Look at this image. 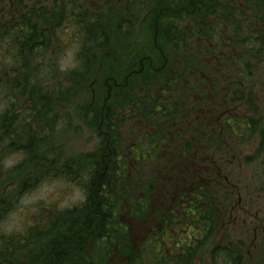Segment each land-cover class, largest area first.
Returning a JSON list of instances; mask_svg holds the SVG:
<instances>
[{
	"label": "trees",
	"instance_id": "1",
	"mask_svg": "<svg viewBox=\"0 0 264 264\" xmlns=\"http://www.w3.org/2000/svg\"><path fill=\"white\" fill-rule=\"evenodd\" d=\"M121 1L116 7L115 0H95L91 10L85 9L86 0H52L47 8L35 2L24 5L26 12H15L16 22L0 23V44L5 51L10 45L13 51L4 95L11 100L15 87L36 107L58 96H66L69 102L84 92L87 106L77 110L99 141L90 154L68 156L63 163L61 151L48 148L40 157L42 168L19 183L18 195L49 176L59 177L78 185L84 199L72 208L50 207L23 234L0 233L4 264L6 259L19 264L20 258H28L29 264H194L199 249L218 226L221 206L215 181L210 179V169L198 168L210 163L217 173L215 161L225 166V157L214 149L219 142L213 144L211 137L207 146L210 152L215 150L213 161L195 157L192 152L198 140L204 139V130L182 126L181 121L187 117L194 91L193 72L218 69L205 56L221 53L233 38L242 51L233 60L241 63L244 76L261 62L264 2L243 0L241 10L229 0ZM140 21L141 37L134 34ZM67 23L76 28L73 39L80 42L77 64L59 71L69 83L62 85L58 80L52 88L41 87L43 79L38 75L42 68H46L45 76L54 71L52 52H61L59 36L64 26L71 28ZM218 46L221 49L214 50ZM39 55L42 62L32 64ZM25 68L30 73L24 74ZM57 86L61 92L55 96ZM118 110L135 118L129 128L133 139H124ZM27 116L37 120L38 112ZM244 120L228 130L252 134L253 126L238 128ZM22 122H27L26 117ZM28 126L21 129L28 130ZM24 130L20 135L8 129L0 135V143L14 146L26 138L29 149L18 145L15 150L23 147L27 153L36 146L33 153L37 156L36 133ZM164 160L176 163L173 169L187 179L166 180V166H157ZM159 179L169 185L163 192L155 190ZM1 182L4 187L6 180ZM132 223L142 224L135 234ZM237 253L217 243L209 252L211 264H241Z\"/></svg>",
	"mask_w": 264,
	"mask_h": 264
},
{
	"label": "rangeland",
	"instance_id": "2",
	"mask_svg": "<svg viewBox=\"0 0 264 264\" xmlns=\"http://www.w3.org/2000/svg\"><path fill=\"white\" fill-rule=\"evenodd\" d=\"M229 1L231 4L236 3L241 10L244 8V4L242 5L243 0ZM262 1L264 2V0ZM35 2L37 3V7L44 8L51 7L52 4V0H4L0 6V23L9 22L11 18L17 17L18 15L15 14L17 11L26 12L24 5L30 6L35 4ZM115 2L116 7H119L120 3H122L121 0H115ZM18 4L22 5L19 6ZM92 5H96L95 0H86L85 9L91 10L90 7ZM141 15L143 18L146 14L143 12ZM67 26L71 27L72 24L67 23ZM142 29L143 26L140 21L134 30V34H140L139 37H141ZM75 30V27H63L59 36L62 50L59 54H55V52L51 53V65H53L54 71L50 70L51 74L49 75L48 73L45 76L43 71L46 68H42L38 75L39 78L43 79V81L39 82L42 85L41 87L52 88V85L57 83L58 80L61 81L62 85L69 83L67 78H63L59 74V71H69L77 64L75 55L80 42L78 39H73L75 36L72 32ZM1 48L4 50L5 45L2 46L0 44V135H4L8 129H12V131L17 130V133L21 135L22 130L25 129H21V126L25 125L26 127L30 124L27 127L28 130L25 129L24 131L36 133L39 145L38 155L35 156L33 152L37 150L36 146L32 152L28 151L27 153H25L23 147L15 150V147L18 145H26L29 149L26 138H22V142L17 141L14 146H11L9 142H3V140L0 143V213L3 215L0 219V233L9 235L23 234L28 228L39 222L41 214L44 211H48L50 207L58 209L72 208L80 204L84 199V194L78 185L68 182L63 178L50 176L38 183L33 189L18 195L17 188H19V183L27 177L32 176L37 169L42 168L41 155L51 147L52 150L61 151L63 163L67 160L68 156L78 157L90 154L99 141L95 137L94 130L88 126L86 120L80 116L77 110L80 108V105H83V108L87 106L88 95L84 92H78L74 99L66 102V96L56 95L58 90L61 92V88L57 86L54 90L55 94H53L58 97L53 102L42 103L43 106L40 101L36 107L29 100V96L22 95L21 92L18 93L20 89H16L15 87L12 88L15 96L11 100L9 97H6L3 91L8 80H5V77L10 75L8 58L13 51L11 52L12 48L10 45L6 46V51L4 50V52ZM9 51L10 53L7 55L6 53ZM41 62L42 57L39 55L33 60L32 64L37 65ZM255 71V74L244 81V86L248 90H252L257 96L259 106L258 116L261 121V127L264 126V53ZM27 72L25 68L23 73L26 74ZM34 82L35 79L31 77L29 83L33 84ZM15 99L16 103H14ZM77 101L79 102V107L76 105ZM245 110L249 112L244 107L239 108L237 112L242 114ZM33 112H38L37 120L29 119V116H27V113ZM15 117L16 120L12 121ZM23 117H26L27 122H22ZM117 117L123 123L122 133L124 139H133L134 135L131 134L129 128L133 126L132 122L136 121L135 118L125 116L123 110H118ZM55 120L58 122L53 126ZM189 120V115H187L184 123L189 122ZM258 131L260 130L258 129ZM231 137L232 139H236L235 136ZM249 142H235L233 147L234 152L237 150L235 161L232 162L229 170L224 171L221 169L219 172L220 175L226 172L228 174V181L232 185L231 201L226 207L229 209V213L227 215L224 212L222 219L220 214L218 226L209 240L199 249L200 251L196 256L194 264H210L209 252L211 247L216 243H225L231 247H237L243 254V264H264L263 171L262 165L258 161L252 160V156L255 153L252 150L253 142ZM3 146L5 149L2 150ZM199 157L205 156L199 155ZM247 157L250 158L248 159ZM163 165L166 166L163 173L166 180L170 181L173 178L179 177L187 179L185 175L173 169L174 164H170L165 160L157 164V166ZM198 169L202 172L205 169H210V179L216 178L215 175L217 173L215 172L214 174V166L212 164H199ZM14 174L15 176H10ZM2 180H6L4 187H2ZM164 187L167 189L169 187L166 181H161V179L156 181L155 190L161 192ZM164 204L167 205L165 202ZM5 207L7 209L1 212L2 208ZM141 226L142 224L138 226L132 223L130 228L133 232H137ZM17 263L29 264V259L20 258L17 260ZM0 264L4 263L0 261ZM5 264L16 263L6 259Z\"/></svg>",
	"mask_w": 264,
	"mask_h": 264
},
{
	"label": "flooded vegetation",
	"instance_id": "3",
	"mask_svg": "<svg viewBox=\"0 0 264 264\" xmlns=\"http://www.w3.org/2000/svg\"><path fill=\"white\" fill-rule=\"evenodd\" d=\"M10 20L16 22L17 17L15 16ZM234 43L235 40L232 38L229 46L222 47V49L219 46L214 48L216 51L221 49V53L205 56V60L208 64L213 68H218L215 70L217 74L210 70H208L207 73L204 69L201 71L199 70V73L193 72L192 87L194 88V91L191 93V99L189 98L188 100L189 105L187 112L185 113V116L189 115L190 120L189 122L184 123V119H182L181 125L195 129H198V126H200L204 130V139L198 140L199 143L195 146L196 148L192 152L195 157L204 155L213 158L215 153L214 149L219 153H223V156L225 157V161H223L225 162V166L221 164L222 162L215 161V167L219 172L221 169L224 171L229 170L232 162L235 161L237 150L235 152L233 151L234 143L249 142L250 139L249 143L253 142L252 150H254L253 153H255L252 156L253 158H251L262 165L261 168L263 171L264 182V126L260 127L261 121L258 116L259 106L257 96L252 90H248L244 86V81L256 73L255 70L258 64L255 66L254 71L244 76L241 63L239 61L237 63L233 60V57H240L242 54L241 48H237ZM248 56L251 58L253 55L248 53ZM196 73L198 76H196ZM198 85H201L202 89L197 88ZM240 93H242V95H239ZM243 107L249 112L245 110L242 114L238 113L237 110ZM243 119H245V123L239 125L238 128H240V126L244 127V125L247 127L253 126L254 131L252 134L241 133L240 129H238V131L228 130L235 125L240 124ZM258 129L260 131H258ZM231 136H235L236 139H232ZM210 137L213 139V144L215 140H218L219 142L218 145L213 146L214 149H211V152L207 146V140ZM200 147L202 148L201 150L198 149ZM219 165L221 167H219ZM214 181L216 184V191L219 194V203L222 207L220 209L222 219V217H224V212H226L227 215L229 213V209L226 207L231 201L230 195L232 194V185L228 181V174H226V172L225 174L217 175V178H215ZM223 203L224 205H222ZM219 244L224 247L225 245L227 246L225 243ZM228 247L233 248L238 252L237 254L242 258L241 264H243L244 257L238 248L229 245Z\"/></svg>",
	"mask_w": 264,
	"mask_h": 264
}]
</instances>
